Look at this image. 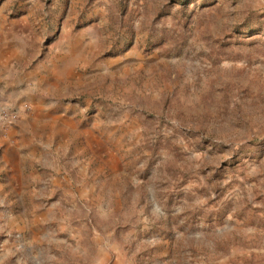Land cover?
<instances>
[{"label":"rangeland","instance_id":"374dc122","mask_svg":"<svg viewBox=\"0 0 264 264\" xmlns=\"http://www.w3.org/2000/svg\"><path fill=\"white\" fill-rule=\"evenodd\" d=\"M0 264H264V0H0Z\"/></svg>","mask_w":264,"mask_h":264}]
</instances>
